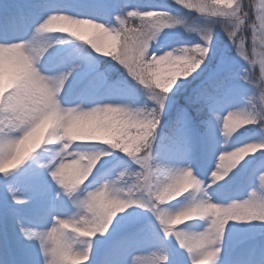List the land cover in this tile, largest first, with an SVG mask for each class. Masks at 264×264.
<instances>
[{
    "label": "snow or ice",
    "instance_id": "1",
    "mask_svg": "<svg viewBox=\"0 0 264 264\" xmlns=\"http://www.w3.org/2000/svg\"><path fill=\"white\" fill-rule=\"evenodd\" d=\"M174 4L200 13L198 16L208 23L202 27L188 26L181 18L156 6L141 9L125 5L114 11L111 5L97 4L88 11H76L59 0H47L44 4L12 0L7 6L0 5V184L7 186L11 181L24 184L32 191V198L39 201L31 214L24 216L14 206L22 205L24 200L9 188L5 207V215L15 224L19 237L25 244L35 247V264H80L81 261L94 264L92 254L108 238L106 233L112 235L136 223L134 214L126 212L131 206L151 212L162 233L161 239L174 238L179 249L187 253V264H216L229 222H264V127H261L264 124V56L258 57L256 51L258 36L264 32V0H259L258 4L251 0L248 4L244 0H174ZM64 17L71 20L63 26L54 23L57 18ZM216 24L220 25L237 56L247 65L244 74L239 77L252 89V94L246 95L247 107L228 106L229 98L238 91V87L233 81V73L226 70V60H220L205 81L196 83L208 67L205 61H210L209 51ZM175 27L196 32L201 42L161 51L157 55L152 42L162 30ZM53 28L59 30L53 31ZM81 28L92 30L90 35L93 31L103 32L105 39L94 44L84 43L90 46L91 51L73 45L70 51L63 52L53 48V44L44 37V34L65 33L83 42L86 38L81 34ZM241 30L243 33L251 31V55ZM62 42L56 40V43ZM57 52H62L58 58ZM14 54L23 56L36 70L34 78L37 81L42 78L56 81L61 109L55 114L66 117L69 126L81 124L90 132L86 137H73V142H100L108 146L102 153L79 152L69 156L67 153L70 151H59L56 153L58 159L54 158L39 171L30 170L26 161L33 150L51 145L45 143L50 123L48 114L37 112L28 115L23 127L15 126L27 98L20 92H13ZM101 56L118 64L127 73V78L110 80L99 68L98 57ZM257 65L258 76L255 71ZM73 85L77 86L76 96L82 99L76 107H64L62 104L69 103L67 89ZM139 94L146 97V103L136 107L130 98ZM51 95L49 91L48 97L51 98ZM13 98L15 102H10ZM181 98L184 106L178 104ZM147 102L151 105L148 106ZM80 104L94 106L85 110ZM174 107L175 119L169 125L173 135L168 154L181 158L192 151L193 142L199 139L197 119L211 140L215 139V131L221 134L228 122L241 116L252 121L245 126H258L253 139L244 144L261 147L246 149L248 154L224 176L237 169L238 165L242 170L251 163L245 158L259 152L256 186L246 199L222 205L210 202L209 197L206 201H197L193 193L191 198L189 193H185L177 197H183L185 202L182 207L175 211L165 207L166 202L173 201H165L163 196L171 183L187 179L189 171L201 181L189 167L165 165L153 150L161 115ZM192 112L194 115L190 114ZM29 129L31 135L25 139L24 133ZM244 131L249 129L245 127ZM30 138L31 148L22 152L21 146ZM228 142L229 138L223 137V144ZM233 150L218 154L214 170L210 172L212 184L224 179L214 180L212 174L217 170L223 154ZM113 152L121 155L120 162L130 163L135 168H126L119 172L116 180H107L99 172L109 161L100 160V156ZM77 154L96 158L94 166L100 160L96 171L92 166L83 182L65 174L66 165ZM241 161L244 163L241 164ZM9 168L12 170L9 171ZM45 175L52 178L59 191L44 181ZM90 176L91 182L82 188ZM122 178L130 181L127 190L117 186V180ZM93 183L99 186L88 190ZM221 187L217 185L216 191ZM53 192L57 196L62 192L77 211L66 217L53 215L51 211L44 212L50 207ZM236 208L247 209L250 214L247 217L221 215V212ZM121 213L125 215L118 216ZM49 218L51 226L45 227ZM197 218L208 220L203 231L188 233L177 230V226ZM138 231H123L119 242L106 250L102 264H124L122 255L136 243ZM82 243L86 246L76 247ZM130 264H169V256L162 250L150 251L146 255H131Z\"/></svg>",
    "mask_w": 264,
    "mask_h": 264
},
{
    "label": "rangeland",
    "instance_id": "2",
    "mask_svg": "<svg viewBox=\"0 0 264 264\" xmlns=\"http://www.w3.org/2000/svg\"><path fill=\"white\" fill-rule=\"evenodd\" d=\"M94 1H108V0H94ZM114 1V0H113ZM117 1L115 0L112 8L114 11H118ZM171 1L172 5H175L181 13L185 11V15H179L177 17L181 18L186 25L192 27H202L208 23L203 17L198 16L200 13H196L194 11L185 10L178 5L174 4V0ZM128 2V1H127ZM259 0H257V4ZM128 7H132V5H127ZM170 3L163 2L162 4L156 5V7L162 8L169 12ZM151 7V6H150ZM223 7V6H218ZM173 15V14H172ZM80 32L84 36H89L92 30L87 28H81ZM180 36L184 38V41L179 45L178 48L182 46L193 45L196 43H200V36L196 32L185 31L184 27H175L171 29H164L158 35V38H162L164 41L171 36ZM44 37L48 38L49 42L53 44V48L60 49L63 52L70 51V46L72 42L68 41L66 38L56 36V34H44ZM105 37H100V40L103 41ZM56 40L63 41L62 43H56ZM156 41L152 42V48L155 47ZM73 45L82 46L83 48L91 51L84 44L73 41ZM231 43L229 42L227 36L225 35L223 29L219 24H216L213 27V36L212 42L210 45L209 57L210 61L206 60L205 63H209L214 60L220 53L225 51L227 48L231 47ZM169 50L166 47L158 46L156 49L157 55L161 51ZM75 53H73L74 55ZM94 54V53H93ZM62 55V52H57L56 57ZM95 55V54H94ZM230 67H234L238 70V74L235 73L234 76H238L244 74V69L247 68L246 63L240 58L236 57L229 62ZM203 67V65H202ZM76 87L75 85L69 87L67 89L68 92V104H62L64 107H76L79 103V100L82 97L76 96ZM130 102L133 103L134 106L137 107L136 103L133 100V97L130 98ZM94 105L90 104H80V107L87 110L88 107ZM229 107L232 108H243L248 105L241 101L235 96H231L229 98ZM169 112V111H168ZM166 112V113H168ZM165 114V113H164ZM241 129L234 133L230 138L228 144H223V137L220 132L217 130L214 133L215 139L211 140L208 136L205 135V130L203 129L200 132L199 139L193 142L192 151H190L186 156L179 158V162L177 160H173L170 166L173 167H189L194 174L197 175V178L202 181L201 188L207 193L210 202H215L218 204L226 205L231 201H240L246 199L248 193L256 186L255 176L259 172V164L253 165L248 163L242 170H240V166H237V169H233L232 172L229 173L228 176L224 177L223 180L216 182V184H212L210 172L214 170L215 163L217 160V156L221 151L228 150L231 151L236 147L241 146L244 143L250 142L255 134L251 135H242L240 133ZM30 144L32 145L31 138L25 142L24 145L21 146L22 152L26 150V146ZM54 153L52 158H57L56 153L60 151L62 144H55ZM66 151H70L71 153H79L84 152L88 154H95L97 152H103V149H100L97 146H94L92 142H72L69 145V149ZM252 155L246 157V160H251ZM181 159V161H180ZM100 160H107L109 163L100 169L99 174L104 176L107 180H116L119 172L124 171V164L122 162H117L113 168H111L110 160L111 155H101ZM100 160L97 161V165L94 166V172L96 168L99 167ZM50 162V161H49ZM244 161H241L243 164ZM10 169V168H9ZM233 173L235 175L233 176ZM44 181L52 185V188L56 191H59V186L56 185L50 176H44ZM91 182V176L88 181L85 183L88 185ZM104 181H101L103 183ZM227 182V183H226ZM217 185H221V189L216 191ZM98 184H91V188L88 190H94L98 187ZM117 186L122 187L127 190L126 186H123L119 180H117ZM11 188L15 191L16 195L21 197L24 200L22 205H14L19 208L21 212H25L28 210H33L39 205V201L32 198V191L30 189H23L21 191H17L14 189L11 182L8 183L7 186L0 184V201L2 204L7 205L8 203V189ZM264 194V193H262ZM139 195V194H137ZM193 195L198 199L199 193H193ZM183 197L177 198V200H173L171 203L169 202L165 207L169 208L171 211H175L178 208L183 206ZM51 211L53 215L59 216H70L73 215L77 210L71 204L70 200L67 196H65L62 192L60 195H56L55 192L51 194V204L50 207L45 208L44 212ZM126 212H132L136 217V223L144 219L150 212L147 209H141L136 206H131ZM125 213L118 214V216H123ZM115 223V220H114ZM135 223V224H136ZM133 224V225H135ZM208 224V220L205 219H194L192 221L185 222L183 225L178 226L179 230H183L188 233H199L203 231ZM230 226H226L225 233L222 237V242L220 244V254L216 264H264V250L258 249L257 243V235H259L263 230V225L258 221H244V222H229ZM51 226V218H49V224L45 225V227ZM143 230L139 233V237L136 239V243L132 245L128 251L124 252L122 255V260L124 264H130L131 255H146L150 251L162 250L169 256V264H187V253L179 249L177 242L175 239H169L170 242L169 247L166 240H162V234L160 233L157 222L154 220L144 221ZM66 231H71V229H67ZM111 232V229L109 230ZM4 234L0 231V251L4 247ZM76 247H81L76 245ZM24 251L27 254L28 261L26 264H35L37 260V251L35 247L24 244ZM92 259H94V254H92ZM80 264H86V262L81 261Z\"/></svg>",
    "mask_w": 264,
    "mask_h": 264
},
{
    "label": "clouds",
    "instance_id": "3",
    "mask_svg": "<svg viewBox=\"0 0 264 264\" xmlns=\"http://www.w3.org/2000/svg\"><path fill=\"white\" fill-rule=\"evenodd\" d=\"M230 2V0H228ZM71 20L70 17L57 18L54 21L55 24L64 25L67 21ZM232 23H235L233 21ZM242 24L243 22L240 21ZM231 28V25H229ZM53 31H58V28L51 29ZM241 35H243V30H241ZM103 36V32L93 31L84 43L94 44L100 40ZM207 43V41L205 42ZM259 50L257 51L258 57L264 56V32H261L258 36ZM13 63L15 66L14 76V87L13 92H20L27 99L25 101L23 113L16 118V127H23L27 122L28 115L30 113L35 114L37 112L48 114L50 126L46 133L45 143L48 144H62L60 151L67 152L69 145L73 142V137L82 136L86 137L90 135V132L84 128L81 124H73L71 126L67 123L66 117H61L56 115L55 112L61 109L60 101L57 99V83L54 79L42 78L37 81L34 78L36 70L27 62V60L21 56L14 54ZM51 92V98L48 97V92ZM2 96V93H0ZM38 98V99H37ZM10 102H15V98ZM252 123L251 120H246L242 116L233 119L228 122L226 126L222 129L221 135L225 139L230 138L234 133H237L240 129L244 128L246 124ZM264 127V124L261 125ZM31 135V129L24 133V138L27 139ZM66 141V143H65ZM260 145L244 144L240 148L234 149L232 152L224 153L221 161L217 164V170L212 174L213 179H222L231 168L239 162V160L247 155L246 149L248 148H259ZM69 156L72 153H67ZM96 158H86L83 155L77 154L76 158L69 161L65 167V174L78 179L83 182L87 178V173L91 170L92 166L95 164ZM202 181L197 180L191 175L189 171L187 179H180L171 183L168 190L163 193L164 200H174L177 197L183 196L185 193H199V198L197 201H206L207 193L201 188ZM249 210L244 208L231 209L230 212H221V215L228 216H238L247 217L249 215ZM83 247L86 246L85 243L81 244Z\"/></svg>",
    "mask_w": 264,
    "mask_h": 264
},
{
    "label": "trees",
    "instance_id": "4",
    "mask_svg": "<svg viewBox=\"0 0 264 264\" xmlns=\"http://www.w3.org/2000/svg\"><path fill=\"white\" fill-rule=\"evenodd\" d=\"M250 2V0H244L245 4H248ZM251 2L253 3V0H251ZM254 18V16H253ZM245 35V39L250 40L251 37V31L245 30L244 33ZM248 45V42H247ZM249 47V45H248ZM247 47V51L249 53ZM257 50H259V48L257 47ZM100 63L102 67H113V69L111 71L117 72L118 74H121L123 76H126V72L116 63H114L110 58L107 57H102L100 59ZM211 71V69L206 70L204 73L201 74L200 79H205L209 72ZM256 74L258 76V71L257 69H255ZM237 87H238V91L237 93H239L240 95H242L244 98H246V95H250L252 94V89L251 86L248 85L247 83H245L244 81H241V83H237L234 82ZM179 105H184V100L183 98H181L178 102ZM169 123L165 120H162L159 124L158 130H157V134H156V139L154 141V145H153V150L154 152L157 154V158L164 163V160L166 159V156L168 155V157L170 156L168 154V146L170 145L171 142V138H172V130L169 127Z\"/></svg>",
    "mask_w": 264,
    "mask_h": 264
}]
</instances>
